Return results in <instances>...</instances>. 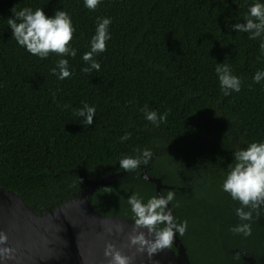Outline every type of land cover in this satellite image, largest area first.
<instances>
[{
    "label": "trees",
    "instance_id": "1",
    "mask_svg": "<svg viewBox=\"0 0 264 264\" xmlns=\"http://www.w3.org/2000/svg\"><path fill=\"white\" fill-rule=\"evenodd\" d=\"M264 0H0V187L11 190L37 215H46L96 181L121 173L87 196L102 216L134 222L131 195L147 202L159 178L175 193L169 204L190 264H264V205L253 212L252 234H234L241 205L222 191L234 153L264 143V34L236 32L249 8ZM43 9L47 17L65 11L71 18L76 56H33L12 37L11 9ZM98 18L112 22L106 50L89 67ZM68 60L71 76L52 70ZM226 64L241 90L225 95L216 74ZM95 108L91 126L76 111ZM168 113L159 127L143 109ZM129 135L128 140L121 137ZM149 149L148 165L131 172L121 158ZM162 191V190H161ZM247 210V209H246ZM171 249L174 250L172 246Z\"/></svg>",
    "mask_w": 264,
    "mask_h": 264
},
{
    "label": "clouds",
    "instance_id": "2",
    "mask_svg": "<svg viewBox=\"0 0 264 264\" xmlns=\"http://www.w3.org/2000/svg\"><path fill=\"white\" fill-rule=\"evenodd\" d=\"M100 0H84L85 7L95 10ZM12 18L7 20L12 30V37L18 45L24 47L27 52L41 59L47 58L50 53L57 56H76V50L69 47L73 39V28L70 16L65 11H56L53 17H47L43 9L24 8L16 11L11 9ZM246 23H237L232 27L236 32L250 33V39H256L264 34V4L255 3L249 8V17ZM108 18H98L95 35L91 39L90 51L83 55V60L89 65L82 69L85 73L92 70L99 71L100 64L94 59L95 55L106 50V42L111 39L108 28L111 24ZM264 49V44L261 45ZM216 74L219 84L225 95L241 90V81L232 75L226 64H217ZM60 80L71 76L68 70V60L60 59L56 68L52 70ZM264 79V72H257L253 81L260 83ZM95 108L87 104L76 111V115L83 118L86 125L91 126L94 121ZM145 118L159 127L166 122L168 113L158 115L155 111H149L147 107L143 109ZM129 135L121 137V140H128ZM153 157L149 149H144L137 157L125 156L120 159L119 167L125 172H131L138 167L148 165ZM233 165H229V171L222 183V191L229 194L231 199L238 201L241 205L236 209V215L241 223L233 227L234 234H243L245 237L252 234L250 223L253 212H257L264 205V143L253 142L247 148L237 150L234 153ZM146 180L147 176L144 177ZM175 193L173 191H161L159 195L151 197L146 203L137 195H131L127 203L133 213L134 222L131 232L128 234V244L126 247L132 255H125L113 243H107L104 248V257L109 264H132L137 254L147 256L148 260L166 250L170 249L174 240L179 234L183 236L187 230V221L177 223L173 216L169 204L173 201ZM247 209V210H246ZM146 230V231H145ZM124 231L123 227L117 225V234ZM113 229H108L111 235ZM8 243V235L0 232V259H11L14 249L3 247Z\"/></svg>",
    "mask_w": 264,
    "mask_h": 264
},
{
    "label": "water",
    "instance_id": "3",
    "mask_svg": "<svg viewBox=\"0 0 264 264\" xmlns=\"http://www.w3.org/2000/svg\"><path fill=\"white\" fill-rule=\"evenodd\" d=\"M120 176L121 173L111 174L92 181L80 174L86 188L46 215H37L19 195L0 187V232L8 235L3 247L15 250L11 259H0V264H109L104 257L107 243L132 255L135 249L130 251L126 245L133 221L102 216L87 200L97 187L108 186ZM145 176L143 172V179ZM146 181L154 184L156 195L169 188L159 178L148 177ZM117 225L123 227L122 233L115 232ZM108 229H113L111 235ZM172 246L174 250L166 249L152 260L146 254H137L132 264H190L178 235ZM243 259V264H255L251 257Z\"/></svg>",
    "mask_w": 264,
    "mask_h": 264
}]
</instances>
